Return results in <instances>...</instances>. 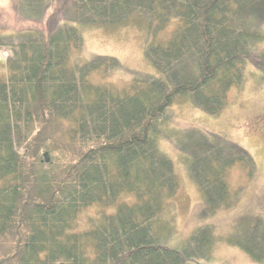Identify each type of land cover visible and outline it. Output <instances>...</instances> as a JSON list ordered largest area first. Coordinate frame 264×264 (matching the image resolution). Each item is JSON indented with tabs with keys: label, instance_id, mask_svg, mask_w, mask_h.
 <instances>
[{
	"label": "trees",
	"instance_id": "16d2710c",
	"mask_svg": "<svg viewBox=\"0 0 264 264\" xmlns=\"http://www.w3.org/2000/svg\"><path fill=\"white\" fill-rule=\"evenodd\" d=\"M15 7L45 32L0 36V50L9 51L0 78V264L210 261L217 241L210 222L172 243L179 181L159 142L184 156L203 220L236 202L243 185L233 189L230 176L239 170L251 179L253 156L220 134L166 122L182 102L210 116L223 112L247 63L264 55V0H17ZM128 22L147 27L143 52L156 72H129L118 86L95 81L124 68L111 55L74 61L83 28ZM59 127L69 143L54 137ZM93 207L80 229V215ZM225 240L264 262L261 216L238 220Z\"/></svg>",
	"mask_w": 264,
	"mask_h": 264
},
{
	"label": "rangeland",
	"instance_id": "374dc122",
	"mask_svg": "<svg viewBox=\"0 0 264 264\" xmlns=\"http://www.w3.org/2000/svg\"><path fill=\"white\" fill-rule=\"evenodd\" d=\"M16 3L17 0H0V36L14 37L18 32L37 28L45 32L43 25L36 26L20 18L16 11ZM52 10L53 8H50L47 11V16ZM83 39L84 44L81 50L83 54H74L72 57L74 61H85L93 54H103L114 56L123 64L124 71H114L104 75L98 73L94 77L95 81L100 80L106 84L118 86L130 80L129 72H156L155 67L145 58L143 52L148 39L145 24L138 25V23L128 22L119 26L84 27ZM260 48L264 49V42L260 44ZM8 56V50H0V78L7 73L3 62ZM263 58L264 55L255 56L247 63L244 84L239 89L232 88L229 91L228 104L221 114L210 116L190 103L182 102L171 107V117L168 123L166 122L169 128L197 127L220 134L243 147L253 156L257 170L251 179L245 178L243 172L239 170H233L230 176L233 189L236 190L237 186L243 185V191L232 206L221 208L213 216L203 220L201 198L189 178L184 156L178 153L169 140L163 139L159 142V148L171 158L179 181L178 193L174 200L172 243L176 245L187 238L199 225L210 222L217 241L212 251V259L204 264H259L255 263L244 251L228 243L225 238L234 231V226L240 219L249 218L251 215L261 216L264 219V69L260 63ZM43 129L41 130L42 135L52 131L49 125ZM36 133L35 131L33 135ZM45 136L49 137L48 134ZM37 137L39 140L41 136ZM54 137L57 141L69 143V136L65 135L60 127L55 131ZM71 147L69 146V149ZM44 153L48 154L50 160V155L46 150L41 155L42 161H44ZM95 212L96 208L93 207L80 215V229L88 225L89 217L94 216Z\"/></svg>",
	"mask_w": 264,
	"mask_h": 264
},
{
	"label": "water",
	"instance_id": "95a60500",
	"mask_svg": "<svg viewBox=\"0 0 264 264\" xmlns=\"http://www.w3.org/2000/svg\"><path fill=\"white\" fill-rule=\"evenodd\" d=\"M44 161H45V162H48V161H49V159H48V154H47V153H44Z\"/></svg>",
	"mask_w": 264,
	"mask_h": 264
}]
</instances>
